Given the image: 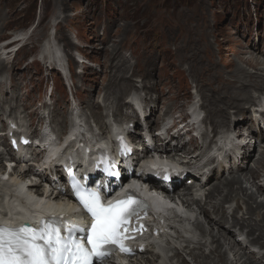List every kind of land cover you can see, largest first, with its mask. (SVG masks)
Instances as JSON below:
<instances>
[{
  "label": "rangeland",
  "instance_id": "obj_1",
  "mask_svg": "<svg viewBox=\"0 0 264 264\" xmlns=\"http://www.w3.org/2000/svg\"><path fill=\"white\" fill-rule=\"evenodd\" d=\"M18 34L25 35V46L14 58L3 51V47ZM53 36L65 63L69 62L68 57L74 61L73 54L80 61H74L73 65L70 59L72 78L67 72L61 74L50 69L54 65L42 64L45 63L43 45ZM52 55L50 61L54 64V53ZM125 60L128 62L126 68ZM0 63L7 69L14 64L17 66L14 89L6 86L12 80L10 75H0L1 124L7 118L17 120L21 131L29 135L41 131L46 118L39 110V104H43L51 120L55 107L67 114V123L56 125L59 135H64L74 125L70 115L78 112L90 131L110 138V124L136 117L129 104L132 99L139 101L147 113H152L150 119L155 125L166 116V107H180L177 113L170 115V124L174 118L188 112L190 105L203 104L202 99H205L210 119L220 126L225 121L224 108L235 110L242 106L248 110L246 116L251 117L261 99L264 103V93L256 92H264L258 90L264 89V0H0ZM145 74L151 76L147 87L143 80ZM123 76L130 78L133 85L120 96H123L122 106L117 111L115 97L119 87L108 93L101 89L112 79L116 84H123ZM54 81L62 88H56L51 100L49 87ZM232 83L234 87L245 85L243 93L237 97L241 99L237 104L229 102L227 97L234 91ZM148 88H156L158 94H149ZM216 91L221 92L220 98H225V102L218 103ZM4 94L6 98L2 100ZM157 97H160L159 112L153 113L152 106ZM150 98L152 101L147 103ZM90 99L98 102L101 119L93 118L87 108ZM200 108L206 118L205 109ZM29 113H35V116L31 118ZM238 123L231 125V130L251 134L254 128L251 119L245 124ZM203 131L210 139L214 133L224 134L226 129L214 130L205 124ZM252 133L253 137L248 139L246 136V139L258 142L251 144L257 148V161L254 164L253 158L249 168H256L262 177L254 184L244 175L242 187L261 203L264 195L258 194L257 186L264 183V169L259 164L262 158L264 167V154L260 155L264 153L261 139L264 129H255ZM5 142L0 153L8 148V141ZM198 146L195 153L202 154L207 141L198 142ZM3 157L5 163L7 156L4 153ZM239 158H234L233 164ZM23 169L19 167V171ZM184 189L186 185L181 191ZM219 191L224 190L220 188ZM239 204L236 201L226 204L227 213L230 215L237 207L238 217L242 218L245 209L242 202ZM199 220L202 224L207 220L201 212ZM233 232H236L233 238L237 243L245 241V235L242 237L239 230ZM199 236L201 242L207 244L204 252L208 254L211 241L209 237L203 238L200 231ZM250 249L252 253L264 256V249L258 246ZM260 263L264 264V259Z\"/></svg>",
  "mask_w": 264,
  "mask_h": 264
},
{
  "label": "bare ground",
  "instance_id": "obj_2",
  "mask_svg": "<svg viewBox=\"0 0 264 264\" xmlns=\"http://www.w3.org/2000/svg\"><path fill=\"white\" fill-rule=\"evenodd\" d=\"M13 45H9L4 47V50L9 49ZM191 59V58H190ZM125 64H128L127 60ZM196 62V61H195ZM74 64V63H73ZM72 66V64H71ZM70 66V67H71ZM29 70V68H26ZM17 70V66L14 64L10 69H7L5 65L0 63V75L8 74L12 78L11 82L6 85L9 89H14V79L16 77L15 71ZM203 70V69H202ZM240 73L243 74V71ZM246 74V73H245ZM245 75H243L244 77ZM246 77V76H245ZM249 77V76H248ZM144 85L145 87L148 86L149 80L151 76L148 74H145L143 76ZM264 78V77H263ZM244 79V78H242ZM241 79V80H242ZM261 79V78H260ZM123 84H116L115 81L112 79V81L104 86V90L107 93L113 92L117 86L119 87L117 96L115 97V105L117 108V111H119L120 107L122 106V97H120L122 94H124L129 88L132 87V82L130 78H126L123 76L122 78ZM243 82L245 80H242ZM248 80H246L247 83ZM250 82V81H249ZM252 83V82H251ZM2 86L1 80H0V87ZM260 87L263 85H259ZM229 87V86H228ZM231 87H234V84H231ZM264 87V86H263ZM222 88V87H221ZM224 89V88H222ZM221 89V90H222ZM245 89V85L241 84L238 87L233 88V92H229L228 94V101L231 103H236L239 99V95L243 93V90ZM227 90V89H226ZM263 90L264 89H258ZM149 94L152 92H156V88H148ZM262 93L261 91H258ZM216 94H218V98L220 99L218 103L225 102V98L221 97V92L216 91ZM158 94V93H157ZM225 94V92H224ZM5 94L3 96V100H5ZM248 99V96H247ZM245 99V100H247ZM252 99V98H251ZM159 100L160 97H157L156 100H154V105L152 106L153 113L159 112ZM203 100V108L206 111V120L205 124H208L211 128L214 130L218 129L219 127H222L226 129V131H231V125L239 124L238 122H242V124H245L247 120H250L246 116L248 110L242 106L238 109L236 107L235 110H230L227 108H224V123L222 125H215L214 120L210 119V114L208 110L206 109V103L205 99ZM241 100V99H240ZM244 100V101H245ZM152 99L146 100V102H151ZM216 101V100H215ZM58 102L56 101L55 105ZM237 104V103H236ZM18 105V102H16L15 106ZM234 105V104H233ZM40 106V105H39ZM239 106V105H238ZM89 110L91 111V115L93 118L101 119L99 117V104L93 99L89 100V104L87 106ZM73 110V107L71 108ZM180 109V107L177 105L174 108L166 107L165 113L171 114L173 111H176ZM53 118L50 121L51 125H54V128H52V131L56 134L59 133V126H63L64 123H67V114H62V111L59 108H54L52 110ZM70 115V113H69ZM31 118L35 116V113H29ZM73 116V113L70 115V117ZM83 117V115H82ZM264 117V115L262 116ZM64 119V120H63ZM83 121V118H81ZM178 118L174 119V124L178 123ZM33 120V119H32ZM45 122V119H43ZM13 121V120H12ZM17 121V120H16ZM150 121V120H149ZM15 122V121H13ZM19 123V121L15 122ZM19 125V124H18ZM42 126V125H41ZM244 127H242L241 130ZM193 130V129H192ZM191 132V129L188 130L187 134ZM47 136V143L46 146L49 148H45L43 150V144L42 141L36 140L32 143V145H28L27 147H21L20 153L17 158H13L12 161H6L7 165L3 162L4 157L3 154H0V174L6 173L8 167H12V165L15 163L17 164L16 169H13V176H10L8 183H14L16 188V193L18 196H16L12 201H8L6 206L8 208H11L12 210L20 209L24 211L27 216H32V210L31 206L29 204L33 205L34 209L42 207L43 203H51L56 202L57 200H60V195L56 196L55 192L48 191L47 179H43V177L39 176V172L32 171V174L43 180L42 182H45V186H42L41 183L39 185H32L37 183L36 179L35 181L31 178L29 179L30 175H22L21 171H19V167L24 168L27 165V162L39 160L42 157V160H45L46 166L52 167L56 162L59 160H56V156L59 153V148L54 146L55 142H50L48 140ZM240 139L245 138L244 134L238 135ZM252 136L251 134L247 137L249 138ZM262 137V141H264V136ZM225 138V137H224ZM159 139L161 143L160 138ZM202 139L205 140L206 137L202 135ZM177 141L176 139H171L170 142L167 144L166 149L162 150L161 148H158V152H162L161 154L169 155L172 158L179 157L184 163H186V166L189 165H197L206 158V151L202 154L196 155L194 150L197 148L198 141L194 138L190 139L186 144L182 146H177L175 149L170 150L169 145L172 142ZM257 143L256 141H254ZM252 143V141H250ZM244 146L242 149L241 158L240 160L235 163L234 165L230 166L226 171V168L223 166L220 167V170L218 172L213 171V174L211 177H209L205 182H199V180L196 183L197 187H200L201 190L207 191L205 195V199H195L193 191V188L186 187V189L183 190V193L181 197L185 200L186 204H189L191 202L197 204V207L199 211L201 212V215L204 214L207 218V228L204 227L202 224H198L199 231L202 232L203 235H207L211 239V245L212 248L209 252V254L204 253V249L206 248V245L202 243H198L194 249H190V247L184 246V249H180L176 251V258H178V261L176 264H190L189 260L185 259L183 256L181 257V254L184 253L187 254L188 257L192 259V261L195 264H261L262 260L264 259V256H261L260 254H255L251 252L250 247L258 246L261 249H264V203H257L256 202V196L254 194L248 195L242 187V176L245 175V177L249 178V180H252L254 184H257L258 181H260L262 174L255 169L249 168V163L254 158V164L256 163V155H257V148H250L248 151L246 150V147L248 145ZM232 146H236V144L232 143ZM24 155H21L23 154ZM50 153V155H48ZM195 153V154H194ZM182 154V155H181ZM260 154V153H259ZM264 153H261L262 155ZM30 158V159H29ZM52 159H55V161L52 162ZM262 158L260 159V168L264 169L262 167L263 163L261 162ZM10 165V166H9ZM40 168H43L41 165H39ZM2 176V175H1ZM46 177L49 176L48 172L45 175ZM215 178V179H214ZM27 180V181H26ZM40 180V181H41ZM25 184L23 188H19L18 185ZM3 186L0 187V202L2 201V197L5 196L6 193H10V189L7 187L6 183L2 184ZM30 185V187H27ZM43 187H45L43 189ZM179 188L178 186L176 187ZM222 188L224 191L220 193L219 189ZM257 192L259 195H264V183L261 186H257ZM179 196V195H178ZM241 196H244V199L241 198ZM64 199H66L65 196H63ZM27 201L28 203L24 202ZM238 201V206L240 205L239 202L242 201L243 205L245 207V212L243 214L242 218H239L237 215L239 213V208H237L232 215H229L226 211L225 205ZM68 204H72L69 202ZM194 204V205H195ZM63 200H60L57 203L58 208L63 207ZM196 206V205H195ZM4 210V208L0 207V214ZM14 222H17V220H14ZM12 223V222H10ZM228 226L227 229L225 227ZM239 230L243 235L246 236V240L243 241L241 244L237 243L235 238L233 236L236 235V232H233L234 230ZM248 230V233L245 234V231ZM261 232V234H259ZM183 251V252H182ZM232 255V258L230 256ZM144 259V258H143ZM160 261V259H159ZM147 264H158V260L154 258H147L146 261Z\"/></svg>",
  "mask_w": 264,
  "mask_h": 264
},
{
  "label": "snow or ice",
  "instance_id": "obj_3",
  "mask_svg": "<svg viewBox=\"0 0 264 264\" xmlns=\"http://www.w3.org/2000/svg\"><path fill=\"white\" fill-rule=\"evenodd\" d=\"M124 150L125 154L131 151L126 145ZM151 167L168 171L155 164ZM104 170L118 175L110 167ZM72 188L86 213L85 223L61 214L42 219L38 227L0 225V264H104L115 252L132 254L125 245L128 222L149 207L147 202L137 199L133 191L105 204L99 191L84 187L74 176Z\"/></svg>",
  "mask_w": 264,
  "mask_h": 264
}]
</instances>
